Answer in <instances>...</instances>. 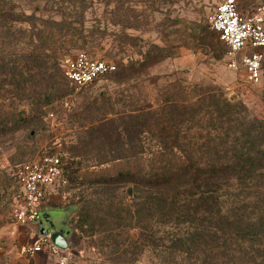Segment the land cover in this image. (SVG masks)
I'll list each match as a JSON object with an SVG mask.
<instances>
[{
    "label": "trees",
    "instance_id": "16d2710c",
    "mask_svg": "<svg viewBox=\"0 0 264 264\" xmlns=\"http://www.w3.org/2000/svg\"><path fill=\"white\" fill-rule=\"evenodd\" d=\"M63 2L68 6L53 11L44 28L23 36L12 28L43 7L36 4L30 12L18 0H0V138L43 127L45 109L66 103L68 93L54 73L58 54L86 38L88 6L87 0ZM117 7L123 10V3ZM62 68L66 75L64 62ZM210 96L205 108L191 99L167 100L121 113L113 127L77 129L64 144L72 154L64 164L67 185L79 197L73 212L97 226L152 217L160 230L153 224L138 238L159 264H176L179 256V264H264V118L246 124L242 103ZM11 97L28 102L30 111L4 103ZM183 127H197L200 135L187 140ZM145 133L157 141L148 153ZM126 187L133 196L124 194ZM138 255L133 252L131 260Z\"/></svg>",
    "mask_w": 264,
    "mask_h": 264
},
{
    "label": "rangeland",
    "instance_id": "374dc122",
    "mask_svg": "<svg viewBox=\"0 0 264 264\" xmlns=\"http://www.w3.org/2000/svg\"><path fill=\"white\" fill-rule=\"evenodd\" d=\"M62 1L69 0H18L21 9L29 11L39 4L43 11L14 26V33L26 36L44 28L53 11L68 6L69 2L61 4ZM109 1L87 0L84 33L81 34L86 38L81 39L79 48L68 52L60 50L58 54L60 60L54 73L60 76L61 90L68 93L66 103L55 102L45 109L43 127L17 133L10 139L0 138V264H37L35 257L23 253V248L35 242L39 229L34 225H21L13 216V206L22 195L17 176L19 165L54 152L62 155L66 165V159L72 154L64 144H70L77 129L101 124L113 127L120 123L119 114L136 113L149 103L157 105L167 100L180 103L191 99L190 102L201 103L205 108L212 103L210 95L225 98L231 104L242 103L246 124L264 118V62L258 84L251 83L244 71L230 69L226 60L228 47L209 23L223 0ZM120 1L123 10H118ZM237 2L249 9L264 4V0ZM115 8L117 16L112 20L111 11ZM6 27L4 32L9 29L8 25ZM81 52L112 61L117 70L78 89L63 73L62 64L64 62L66 69L67 61ZM11 98L4 103L14 102L13 107L18 110L30 111L28 102ZM200 100L202 102H198ZM201 112L195 118L197 122L205 115L204 110ZM102 118L106 120L101 121ZM183 129L187 140H193L194 135L198 137L201 131L197 127ZM143 139L148 153L151 151L148 145L153 146L157 141L150 133ZM128 190V187L123 189L124 194L133 196V189L131 194ZM75 194L67 183L56 185L47 191L45 207L46 210L68 209L67 213L53 212L49 220L56 225L68 215L65 230H71L68 236L70 264H159L156 253L147 250V245L138 238L139 230L146 234L153 224L156 225L154 230H160L152 217L134 220L128 226H97L82 219L77 211L73 212L79 199ZM113 234L114 237H109ZM156 236L166 237L160 232ZM165 242L163 245L167 246ZM133 252L140 253L137 260H131ZM183 258L174 259L175 263L184 262ZM53 263L54 258L42 254L40 264Z\"/></svg>",
    "mask_w": 264,
    "mask_h": 264
},
{
    "label": "built area",
    "instance_id": "2783aa9c",
    "mask_svg": "<svg viewBox=\"0 0 264 264\" xmlns=\"http://www.w3.org/2000/svg\"><path fill=\"white\" fill-rule=\"evenodd\" d=\"M211 28L228 47L227 66L244 71L253 84L262 79L264 62V4L245 13L237 0H223L210 17ZM117 65L112 61L93 58L86 52L78 53L66 64V76L76 88H82L101 77L113 73ZM17 176L22 187L21 199L13 206L17 223L31 226L38 222L47 203V191L67 183L66 169L60 153L34 157L19 165ZM38 230L33 244L24 246L23 253L33 257L46 254L53 264H70L69 248L64 250L52 240V232Z\"/></svg>",
    "mask_w": 264,
    "mask_h": 264
},
{
    "label": "crops",
    "instance_id": "0c3cea01",
    "mask_svg": "<svg viewBox=\"0 0 264 264\" xmlns=\"http://www.w3.org/2000/svg\"><path fill=\"white\" fill-rule=\"evenodd\" d=\"M239 9L242 11V12H245V13H249V12H252L255 10V8H247V7H243L242 4L239 3ZM63 212V213H67V209L63 208L62 210L61 209H47L46 208L44 209V212L42 215H46L45 218H41V223H40V219L38 220V222L36 224H34V227L37 226L38 229H42V227H46L49 231L51 232H54V231H57V230H61V229H65L67 226H68V215L67 217L63 218L62 222L59 223V224H54L53 221H50L49 220V215L50 214H53V212ZM51 219V218H50ZM67 239H68V236H67ZM35 260H36V263L37 264H40V260L42 258V254H36L35 256Z\"/></svg>",
    "mask_w": 264,
    "mask_h": 264
},
{
    "label": "water",
    "instance_id": "95a60500",
    "mask_svg": "<svg viewBox=\"0 0 264 264\" xmlns=\"http://www.w3.org/2000/svg\"><path fill=\"white\" fill-rule=\"evenodd\" d=\"M129 193L131 194L132 190L131 188H129ZM46 215H41L40 217V223H41V218H45ZM48 229L46 227H42L41 229V233H45ZM71 233V230L70 229H61V230H57V231H54L52 232V240L53 242L59 246L60 248L66 250L69 248V242H68V239H67V236H69V234Z\"/></svg>",
    "mask_w": 264,
    "mask_h": 264
}]
</instances>
